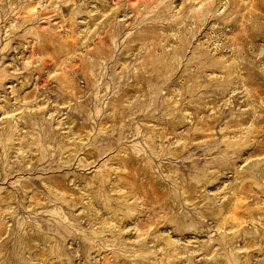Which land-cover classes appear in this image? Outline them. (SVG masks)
Wrapping results in <instances>:
<instances>
[{"label":"rangeland","instance_id":"rangeland-1","mask_svg":"<svg viewBox=\"0 0 264 264\" xmlns=\"http://www.w3.org/2000/svg\"><path fill=\"white\" fill-rule=\"evenodd\" d=\"M0 264H264V0H0Z\"/></svg>","mask_w":264,"mask_h":264},{"label":"bare ground","instance_id":"bare-ground-1","mask_svg":"<svg viewBox=\"0 0 264 264\" xmlns=\"http://www.w3.org/2000/svg\"><path fill=\"white\" fill-rule=\"evenodd\" d=\"M167 10V9H166ZM165 15V14H164ZM49 84V83H48ZM20 195V194H19Z\"/></svg>","mask_w":264,"mask_h":264}]
</instances>
